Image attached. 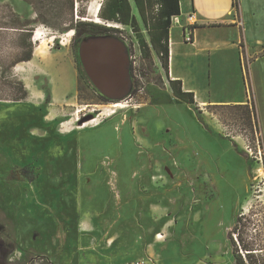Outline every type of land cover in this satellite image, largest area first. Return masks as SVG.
<instances>
[{
	"label": "rangeland",
	"instance_id": "rangeland-1",
	"mask_svg": "<svg viewBox=\"0 0 264 264\" xmlns=\"http://www.w3.org/2000/svg\"><path fill=\"white\" fill-rule=\"evenodd\" d=\"M27 1L0 0V264H236L231 239L264 264V0H245L241 58L201 80L245 88L257 132L241 107L175 98L140 18L74 37L39 22L57 23L50 0ZM101 2L74 0L73 20L95 23ZM36 32L46 59L19 62Z\"/></svg>",
	"mask_w": 264,
	"mask_h": 264
},
{
	"label": "crops",
	"instance_id": "crops-1",
	"mask_svg": "<svg viewBox=\"0 0 264 264\" xmlns=\"http://www.w3.org/2000/svg\"><path fill=\"white\" fill-rule=\"evenodd\" d=\"M128 1L132 4V13L138 20L139 14L133 1ZM253 1L251 0L250 4L251 10L252 7L255 8ZM178 3L180 15L172 17L169 29L170 80L180 81L182 91L193 94L194 103L199 106L248 104L245 88L242 99L239 91L234 94L224 92V96H218L210 84L212 79L213 83L222 79L219 71L211 74V63L214 65V62L226 61L231 50L235 51L234 56L238 60L241 58L242 43L247 37V23H249L247 2L245 0H237V2L236 0H178ZM98 5L100 6V3ZM91 15L98 19V13ZM190 15H192L191 20H189ZM174 24L179 26L181 33L179 37L171 39L170 30ZM188 28L191 32V42L184 40V32ZM39 52L36 45L33 58L28 64L46 59L45 47ZM202 63L208 64L207 71L202 68ZM233 76L236 78V73ZM202 78L208 79L210 83L205 85L201 81Z\"/></svg>",
	"mask_w": 264,
	"mask_h": 264
},
{
	"label": "trees",
	"instance_id": "trees-1",
	"mask_svg": "<svg viewBox=\"0 0 264 264\" xmlns=\"http://www.w3.org/2000/svg\"><path fill=\"white\" fill-rule=\"evenodd\" d=\"M27 3L28 1L25 0ZM54 8H58L57 16L54 17L57 23L51 24L47 20L39 18L41 24L46 25L47 27L57 30H72L74 31V37H76L82 31L89 32L92 35H102L105 32L119 33L118 28L110 27L111 25H120L123 27H130L135 33H138V20L135 15L132 13V4L128 0H103L100 3V8L98 11V18L104 22V25L92 22L85 21H74L72 17L74 9V0H50ZM134 7L137 9L139 18L145 28L148 30L150 45L152 50L155 52L163 71L165 72V77L169 84V87L175 98L183 101L186 104H193L194 98L193 94L185 93L182 91L180 81L170 80L169 72V29L171 27L172 17L180 15L179 3L178 0H132ZM29 4H32L29 3ZM63 11H70V21L62 28L63 25L61 20L65 21L64 16L62 15ZM39 13V12H38ZM40 17V16H39ZM101 23V22H100ZM65 25V24H64ZM24 33L27 29L25 26L22 28H16ZM28 31V30H27ZM26 31V32H27ZM29 34V35H28ZM30 31L27 32V38L30 39ZM27 39V40H28ZM75 40V39H74ZM138 43L140 45L141 51L145 54L146 57H150V48L144 38L139 34ZM32 48H29V51L19 62H29L32 59ZM21 85L19 84V90H21ZM27 94L25 91L21 93L19 99H14L13 101L18 102L26 99ZM222 107V106H217ZM236 107H241L248 111V120L252 130L258 131V120L256 116V111L253 107L249 105H237ZM241 219L238 218L237 222H240ZM233 246L232 254L236 264H245L242 260L235 243L231 239ZM244 247V246H243ZM247 252V249H244ZM250 254H246V259L249 260L248 264H253L250 260Z\"/></svg>",
	"mask_w": 264,
	"mask_h": 264
},
{
	"label": "bare ground",
	"instance_id": "bare-ground-1",
	"mask_svg": "<svg viewBox=\"0 0 264 264\" xmlns=\"http://www.w3.org/2000/svg\"><path fill=\"white\" fill-rule=\"evenodd\" d=\"M99 6H97V8H96V13L98 12V10H99ZM94 22H96V23H100V20L99 19H96L95 18V20H94ZM175 22V21H174ZM70 33H72V32H70ZM71 35V34H70ZM54 39V38H53ZM34 41H36V42H39V44L37 45V52H39V51H41L43 48H44V45H43V38L41 37V34L39 33V32H36V34H35V36H34ZM40 53V52H39ZM122 105L121 104H119V103H116V104H114L113 105V107L114 108H120Z\"/></svg>",
	"mask_w": 264,
	"mask_h": 264
},
{
	"label": "water",
	"instance_id": "water-1",
	"mask_svg": "<svg viewBox=\"0 0 264 264\" xmlns=\"http://www.w3.org/2000/svg\"><path fill=\"white\" fill-rule=\"evenodd\" d=\"M95 46H97V47H107V46H115V44L114 43H112L111 41H97L96 42V44H95ZM98 62V64H99V61H97Z\"/></svg>",
	"mask_w": 264,
	"mask_h": 264
},
{
	"label": "built area",
	"instance_id": "built-area-1",
	"mask_svg": "<svg viewBox=\"0 0 264 264\" xmlns=\"http://www.w3.org/2000/svg\"><path fill=\"white\" fill-rule=\"evenodd\" d=\"M192 19V15H190L189 16V20H191ZM187 31H185L184 32V40H185V42H191V40H192V37H191V32H190V29L188 28V29H186Z\"/></svg>",
	"mask_w": 264,
	"mask_h": 264
},
{
	"label": "flooded vegetation",
	"instance_id": "flooded-vegetation-1",
	"mask_svg": "<svg viewBox=\"0 0 264 264\" xmlns=\"http://www.w3.org/2000/svg\"><path fill=\"white\" fill-rule=\"evenodd\" d=\"M79 34H80V33H79ZM79 34H78V35H79Z\"/></svg>",
	"mask_w": 264,
	"mask_h": 264
}]
</instances>
